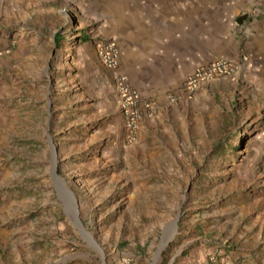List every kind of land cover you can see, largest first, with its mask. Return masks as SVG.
<instances>
[{
  "label": "rangeland",
  "instance_id": "rangeland-1",
  "mask_svg": "<svg viewBox=\"0 0 264 264\" xmlns=\"http://www.w3.org/2000/svg\"><path fill=\"white\" fill-rule=\"evenodd\" d=\"M88 1L29 26L1 91L0 264H264V104L187 103L126 143Z\"/></svg>",
  "mask_w": 264,
  "mask_h": 264
},
{
  "label": "crops",
  "instance_id": "crops-1",
  "mask_svg": "<svg viewBox=\"0 0 264 264\" xmlns=\"http://www.w3.org/2000/svg\"><path fill=\"white\" fill-rule=\"evenodd\" d=\"M61 1L0 0V97L25 78V57H35L24 46L29 26L38 24V37L42 15L48 13L55 23ZM78 12L94 15L98 32L115 40V73L127 75L141 98L138 138L150 127L173 121L187 103L193 109L203 108L206 99L232 104L241 92L250 93L257 106L264 104V0H89ZM18 24L24 31L12 28ZM218 58L233 63L232 75L184 94L186 77ZM1 107L0 98V127ZM254 235L259 239L263 232Z\"/></svg>",
  "mask_w": 264,
  "mask_h": 264
},
{
  "label": "built area",
  "instance_id": "built-area-1",
  "mask_svg": "<svg viewBox=\"0 0 264 264\" xmlns=\"http://www.w3.org/2000/svg\"><path fill=\"white\" fill-rule=\"evenodd\" d=\"M97 56L101 64L110 73L113 88L118 97V104L123 117L125 142L130 144L136 140L141 119V98L139 91L130 83L127 75L115 73L119 63L118 49L115 40L102 38L96 44ZM234 65L225 58H218L206 66L196 68L183 82V93L194 94L204 83L221 76L232 75ZM175 97L172 98V101Z\"/></svg>",
  "mask_w": 264,
  "mask_h": 264
},
{
  "label": "water",
  "instance_id": "water-1",
  "mask_svg": "<svg viewBox=\"0 0 264 264\" xmlns=\"http://www.w3.org/2000/svg\"><path fill=\"white\" fill-rule=\"evenodd\" d=\"M53 173L55 174V167L53 168ZM55 176L57 177V175L55 174ZM70 192V190H68ZM71 193V192H70ZM72 194V193H71Z\"/></svg>",
  "mask_w": 264,
  "mask_h": 264
},
{
  "label": "bare ground",
  "instance_id": "bare-ground-1",
  "mask_svg": "<svg viewBox=\"0 0 264 264\" xmlns=\"http://www.w3.org/2000/svg\"><path fill=\"white\" fill-rule=\"evenodd\" d=\"M167 241H168V240H167ZM158 253H159V252H158ZM158 253H157V254H158Z\"/></svg>",
  "mask_w": 264,
  "mask_h": 264
}]
</instances>
